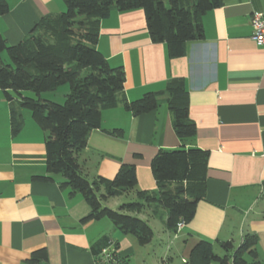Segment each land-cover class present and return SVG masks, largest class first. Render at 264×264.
<instances>
[{
	"label": "crops",
	"instance_id": "0c3cea01",
	"mask_svg": "<svg viewBox=\"0 0 264 264\" xmlns=\"http://www.w3.org/2000/svg\"><path fill=\"white\" fill-rule=\"evenodd\" d=\"M7 1L10 10L0 15V30L10 45L25 38L43 16L66 8L63 0ZM256 12L264 13V0H228L207 12L204 38L187 42L180 57H170L165 43L151 39L142 9L113 11L100 23L97 48L112 67L124 68L126 82L118 105L103 111L102 127L91 133L78 154L81 173L90 181L113 179L122 165L133 164L135 191H157L153 158L160 149L182 145L164 91L169 80L183 79L190 118L198 128L186 146L210 152L206 198L177 233L167 229V210L159 203L137 215L153 228L155 237L150 218L163 213L160 239H182L186 259L200 240L211 241L215 249L221 247L218 241H232L235 250L246 234H254L264 264V45L252 38ZM6 54L3 58L9 61ZM69 90L63 85L43 97L54 100L50 97ZM147 92L159 93L158 109L134 116L124 108L123 97L133 101ZM10 105L0 88V264H27L41 247L48 249L50 264H98L92 246L102 237L110 239L103 251L112 250L116 242V253L131 264L135 237L102 219L82 223L91 208L80 193L71 196L70 189L60 188V175L54 182L35 179L47 175V132L22 109L23 125L14 134ZM114 128L123 129L124 136L106 132ZM122 196L103 205L112 208Z\"/></svg>",
	"mask_w": 264,
	"mask_h": 264
},
{
	"label": "trees",
	"instance_id": "16d2710c",
	"mask_svg": "<svg viewBox=\"0 0 264 264\" xmlns=\"http://www.w3.org/2000/svg\"><path fill=\"white\" fill-rule=\"evenodd\" d=\"M228 0H63L66 8L43 16L31 32L15 45L8 44L0 30V88L11 103L12 131L17 134L23 125L22 109L29 110L34 121L47 132V175L36 176L42 182H54L60 175L62 190L69 195L78 192L91 211L82 223L108 218L122 233L134 236L140 245L154 238L153 228L137 214L153 203L167 210L166 227L172 233L182 230L191 221L200 201L206 198L210 152L187 147L197 135V125L190 118V96L183 79L168 81L165 102L172 114L174 128L182 145L176 149H160L152 160L157 191L137 190L138 176L133 164L122 165L113 179L99 177L88 180L81 173L78 154L87 147L91 133L102 127L103 111L115 108L126 82L122 66L112 67L97 48L101 20L113 11L142 9L146 14L151 39L165 43L170 57L185 53V44L204 38V15ZM10 10L7 0H0V15ZM6 52L10 61H5ZM69 84L64 103L44 98ZM34 92L33 96L25 95ZM19 98L17 103L14 99ZM124 108L140 116L159 108V93L147 92L137 100L122 99ZM114 137H123L124 130H106ZM136 192L137 200L120 205V210L104 206L103 201ZM182 225V226H181ZM110 239L100 238L92 246L98 264H129L110 251L112 259L104 263L103 249ZM226 252H215L214 243L200 240L185 264H261L257 251L258 238L246 234L234 250L232 241H218ZM27 264H50L48 249L34 250Z\"/></svg>",
	"mask_w": 264,
	"mask_h": 264
},
{
	"label": "rangeland",
	"instance_id": "374dc122",
	"mask_svg": "<svg viewBox=\"0 0 264 264\" xmlns=\"http://www.w3.org/2000/svg\"><path fill=\"white\" fill-rule=\"evenodd\" d=\"M6 53V52H5ZM7 55V54H6ZM8 56V55H7ZM9 60V56H8ZM10 61V60H9ZM69 87V84H66ZM26 93L33 96L35 93L31 91H26ZM52 93V92H50ZM56 96L50 97L53 98L57 103H64L66 99V95L64 93L58 92L55 94ZM120 199L117 205H113L112 209L120 210V205L127 202H134L137 200L133 193L124 194ZM113 201V200H112ZM106 206V203H104ZM145 215H152V213H144ZM163 213L160 211L156 214H153V218L151 217L150 220L153 222L154 226L156 227V235L152 239V241L146 245H140L138 240L135 238L136 241V251L133 256L130 258L131 264H185L182 244L183 240H175L171 241V239H163L162 236H159L160 226H161V218ZM102 221H106L108 223H112L110 219L103 218ZM134 237V236H133ZM217 254L222 253V248L219 246L215 249ZM187 258V257H186ZM185 258V259H186Z\"/></svg>",
	"mask_w": 264,
	"mask_h": 264
},
{
	"label": "built area",
	"instance_id": "2783aa9c",
	"mask_svg": "<svg viewBox=\"0 0 264 264\" xmlns=\"http://www.w3.org/2000/svg\"><path fill=\"white\" fill-rule=\"evenodd\" d=\"M252 23L254 26V33L252 38L254 41L259 45H264V13L263 12H256L253 14ZM182 226V225H181ZM104 263L109 262L112 257L110 251L105 249L103 251Z\"/></svg>",
	"mask_w": 264,
	"mask_h": 264
}]
</instances>
